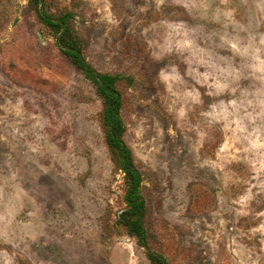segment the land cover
<instances>
[{
    "label": "rangeland",
    "instance_id": "374dc122",
    "mask_svg": "<svg viewBox=\"0 0 264 264\" xmlns=\"http://www.w3.org/2000/svg\"><path fill=\"white\" fill-rule=\"evenodd\" d=\"M118 74L147 245L264 264V0H45ZM93 85L28 0H0V264H151Z\"/></svg>",
    "mask_w": 264,
    "mask_h": 264
},
{
    "label": "trees",
    "instance_id": "16d2710c",
    "mask_svg": "<svg viewBox=\"0 0 264 264\" xmlns=\"http://www.w3.org/2000/svg\"><path fill=\"white\" fill-rule=\"evenodd\" d=\"M29 6L36 12L38 19L56 38V43L71 64L93 85L95 94L102 105L101 127L105 142L112 159H116L118 168L124 173L127 185L126 203L128 209L122 216V224L129 234L137 237L145 248L151 264H165L161 255L153 252L148 245V235L142 223L143 203L139 200L140 174L132 154L123 140L124 124L121 118L120 83L124 80L118 74L97 72L85 59L80 39L74 34L71 24V12L54 16L48 11L45 0H28Z\"/></svg>",
    "mask_w": 264,
    "mask_h": 264
}]
</instances>
